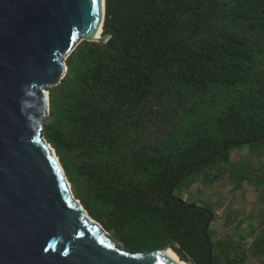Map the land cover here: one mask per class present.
<instances>
[{
	"label": "trees",
	"instance_id": "obj_1",
	"mask_svg": "<svg viewBox=\"0 0 264 264\" xmlns=\"http://www.w3.org/2000/svg\"><path fill=\"white\" fill-rule=\"evenodd\" d=\"M104 27L129 58L112 39L79 45L43 137L87 214L129 251L172 239L209 264L214 214L174 192L264 145V0H105ZM207 236L211 264H244Z\"/></svg>",
	"mask_w": 264,
	"mask_h": 264
},
{
	"label": "water",
	"instance_id": "obj_2",
	"mask_svg": "<svg viewBox=\"0 0 264 264\" xmlns=\"http://www.w3.org/2000/svg\"><path fill=\"white\" fill-rule=\"evenodd\" d=\"M104 19L105 0H0V264H174L166 251L192 264L172 239L131 252L106 234L43 137L48 88L60 85L79 45L112 39L129 58Z\"/></svg>",
	"mask_w": 264,
	"mask_h": 264
},
{
	"label": "rangeland",
	"instance_id": "obj_3",
	"mask_svg": "<svg viewBox=\"0 0 264 264\" xmlns=\"http://www.w3.org/2000/svg\"><path fill=\"white\" fill-rule=\"evenodd\" d=\"M54 88L56 87L48 88V92ZM47 118L43 120V125L47 122ZM70 189L76 199L71 187ZM252 189L259 193L255 196L254 202H259L258 207L264 208V145L247 146L232 151L228 163H218L215 169H204L198 176L194 175L182 180L174 194L188 204L211 210L214 219L208 232L214 241H221L225 245V250L231 251L232 255L244 258V264H258V259L255 258L256 254L253 253L258 246L256 241L250 242L251 236L256 234L255 231L245 234L249 242L245 245L243 243L242 246L248 249L247 245H253L250 247V253L246 255L245 250H240L241 242L236 236V228L233 227L234 217L238 220V210L242 211L241 208L236 209V206L241 207L242 204H246V208H255L246 199ZM226 209L229 210L227 213L230 215L225 218ZM259 210L264 216V210L260 208ZM253 221H257L256 216ZM224 226H227L228 229L225 230ZM106 234L112 236L111 233L106 232ZM260 256L259 260L263 261L264 253H261Z\"/></svg>",
	"mask_w": 264,
	"mask_h": 264
},
{
	"label": "crops",
	"instance_id": "obj_4",
	"mask_svg": "<svg viewBox=\"0 0 264 264\" xmlns=\"http://www.w3.org/2000/svg\"><path fill=\"white\" fill-rule=\"evenodd\" d=\"M257 194H259L255 189H252V192H250V194H247L246 199L248 203H251L253 206H255V208H246V204H242L241 207H237L236 209H240L238 210V220L236 219V217H234L235 222H234V228H236L235 231L236 232V236H238V239H240L241 242V249L240 250H245L246 251V255H248L250 253V247L253 245H247L249 246L248 249L245 246H242L247 244L249 242L248 237L246 238L245 234H251L253 233V231H255L254 233H256L254 236H251V241L250 242H255L256 241V245L258 246V248H256L255 251H253V253L256 254L255 258L258 259L257 263L258 264H264V257L262 256L263 261L259 260V257L261 253H264V216L263 214L260 212L259 208L262 210H264L263 207H258V204H260L259 202L256 203L255 201V196H257ZM229 210L226 209L225 212V218L226 216L228 217L230 215ZM255 216L257 217V221L254 222V218ZM225 230H227V226H224ZM232 227V228H233ZM256 228V230H255ZM252 244V243H251ZM254 244V243H253ZM262 247V248H260ZM241 256V255H239ZM262 262V263H261ZM245 263V262H244ZM247 263V262H246Z\"/></svg>",
	"mask_w": 264,
	"mask_h": 264
},
{
	"label": "bare ground",
	"instance_id": "obj_5",
	"mask_svg": "<svg viewBox=\"0 0 264 264\" xmlns=\"http://www.w3.org/2000/svg\"><path fill=\"white\" fill-rule=\"evenodd\" d=\"M100 31L98 30L96 34L93 36V39H98L99 38ZM57 160V159H56ZM164 256L172 261L174 264H185L181 262L171 251H166L164 252Z\"/></svg>",
	"mask_w": 264,
	"mask_h": 264
}]
</instances>
